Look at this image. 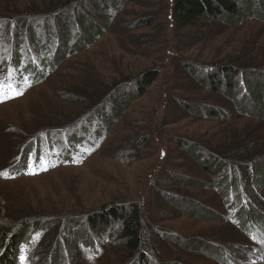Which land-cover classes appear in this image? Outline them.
Returning <instances> with one entry per match:
<instances>
[{"label": "rangeland", "instance_id": "rangeland-1", "mask_svg": "<svg viewBox=\"0 0 264 264\" xmlns=\"http://www.w3.org/2000/svg\"><path fill=\"white\" fill-rule=\"evenodd\" d=\"M6 1H16L15 9L20 10L37 0H0V8ZM252 1L256 14L239 25L201 18L179 29L171 14L173 0H72L74 10L83 15L82 22L96 26L99 35L86 45L84 27L79 24L81 28L75 30L78 19L72 6L63 10L57 17L70 13L71 22L61 21L68 23L73 47L71 54L56 59L63 60L53 73L45 72L47 57L33 50L34 44L21 41L19 45L16 37L12 40L3 34L12 28L11 17L0 18V79L18 88L0 102V172L21 173L0 176V227H13L20 212L40 219L64 218L94 213L110 203H134L141 232L146 233L145 239L152 237L151 246L158 244L162 264L178 256L184 258L181 264H221V248L234 250L227 264H264L263 249L254 241L264 237V230L251 235L228 221L227 208L239 206L238 201L227 206L234 196L229 192L233 173L226 181L223 176L214 177L188 152L202 157L205 144L221 150L237 134L243 135L236 138L243 142L240 145L264 137V119L238 113L240 109L234 106L252 111L255 106L247 93L241 96L239 92L233 100L223 90H209L206 80L216 67L231 65L239 72L241 65L264 58V0ZM88 5L97 7H93L96 15L108 18L107 23L85 14ZM108 6L111 9L105 12ZM56 31V20L49 17L35 22L24 40L33 36L58 54L62 44L54 41L59 38ZM22 68L29 75L22 76ZM34 72L39 76L31 85ZM151 73L156 79L138 97V79ZM102 92L111 100H99ZM123 95L133 97L115 112L125 100ZM211 109L226 111L228 118L205 116ZM43 123H62L63 127L46 125L33 132V127ZM46 143L56 153L64 152L69 164L57 163L58 167L38 175H25V150L29 146L39 150ZM240 177L241 193L248 195ZM255 180L251 184L264 196V183L258 186ZM261 204L255 208L264 214ZM109 232L115 233V226ZM37 237L32 236L34 241ZM90 238L98 252L110 249L107 241ZM197 239L215 241L219 247L207 255L180 246L181 240ZM27 248L22 247L25 262L29 260ZM241 248H247L246 253L240 254ZM81 251L86 263L98 264L96 257L89 259L92 251Z\"/></svg>", "mask_w": 264, "mask_h": 264}, {"label": "trees", "instance_id": "trees-1", "mask_svg": "<svg viewBox=\"0 0 264 264\" xmlns=\"http://www.w3.org/2000/svg\"><path fill=\"white\" fill-rule=\"evenodd\" d=\"M120 1L127 2L132 0ZM252 5V0H173L171 14L174 23L179 29H184L189 25L196 24L201 18L215 23H222L226 26H236L243 23L249 16L256 14V9L253 8ZM68 6H72L71 10L77 15V17L75 15L78 19V22L75 23V30H79L81 26H83L84 31L82 34L85 36L83 40H85L86 45L93 43L94 39L97 37L96 35H99L97 34V27L94 25L89 26L87 23L82 22L83 15L80 14L79 9L74 10L72 0H37L25 6V10H23L24 8L20 9L23 11L15 9V7L17 8L16 1H10L9 3L6 1V4L0 8V18L9 20L11 17L10 25L12 28L6 29L3 34L7 35L8 38L12 40L16 37L19 45L21 41L34 44L32 45L33 50H36L38 54L42 51L47 57L44 61L46 67H43L45 72L53 73L63 60L59 59L57 62L56 59L71 54V49L73 47L69 45L71 42L70 29L68 25L65 26L68 23L61 21L64 18L68 22H71L70 13L69 15L65 14L61 19L57 17V15L63 14V10L68 11ZM93 7L97 8L95 6ZM93 7L88 5L85 14L94 17L97 16L95 18L99 19V23L106 24L108 18L105 17V19H103V17L101 18L98 14L96 15ZM108 9H111V6H108L105 12H107L106 10ZM29 17L30 20L28 19ZM49 17H51L52 20H56V33H58L59 38H56L54 41L56 44L60 42L62 44L58 54L50 47L43 46V44L35 40L33 36H28V38H26L27 42L24 40L26 32H30L35 22H41ZM79 24L81 26H79ZM5 27L8 26L5 25ZM100 30L99 33H101ZM14 61L16 60L14 59ZM21 65L22 62H19L18 66L20 67ZM239 69V72L234 71L236 69L233 70L231 65L216 67L214 72L209 73V77L206 79L207 86L211 91L216 92L223 90V95L231 97L233 100H236L237 93L240 92L241 96L247 93L255 108L249 111L246 110V107L243 108L238 104L237 106L234 104L236 108L240 109V111H238V109H236V111L238 113L250 115L255 119H264V58L260 62L254 64L248 63L247 65H241ZM19 71L22 76L29 75L26 74L27 71L25 68ZM30 76L31 79L28 83L32 85L35 76H39V74L34 72V74H30ZM238 77L239 80H236ZM155 79L156 76L154 73L141 75L140 79H138V84L135 86L136 95H138V97L143 95ZM123 97L125 100L121 101V104L114 108L115 112L119 108L121 109V107L124 109L129 102V98L133 96L123 95ZM98 99L111 100V96L102 92ZM244 99H246V97H244ZM115 103L117 102L115 101L114 104ZM108 104L109 103H107V107ZM204 114L205 116L208 115V117H215L219 120L228 118L227 112L223 110L211 109L204 112ZM46 125L63 127L62 123H43V125L40 124L33 127V132ZM241 136L243 135L237 134L236 138ZM236 138H233V140L235 139L234 141L232 140L225 143L221 150H215L211 146L205 144L202 149V157L195 152L192 153L189 149L188 152L192 158L194 157L201 162V168L206 173L214 175V177L223 176L225 177L224 181H226L227 175L230 172L233 173L234 180L231 185L232 190L229 192L234 196L232 201L227 200V206L230 207L232 202H235L236 205V201L239 202V206L227 208L226 214L228 221L239 230H245L251 235H259L264 230V219L261 217V215L264 214L255 207L257 203L261 204L264 202L262 200L264 196H261L251 183L255 180L254 177L256 178L255 182L258 186L264 183V137L255 138L251 141L248 140L244 145H240L242 141ZM177 143L181 144L182 141ZM36 148L35 146H29L23 154V159L28 157L31 153H34L33 157L37 159ZM197 148H199V146ZM204 155H206V157H203ZM234 155L237 159H234ZM56 158L61 161V165H67L68 158L65 157L64 152L58 153ZM222 160L228 161L222 162ZM227 167L230 168L229 171H227ZM246 167L247 170H244L243 168ZM231 168H233V170H231ZM5 171L8 173L9 170L6 169ZM20 174L21 173H14L13 175L19 176ZM239 174H241L240 179L243 178L245 181L244 185H246L245 188L248 191V195L244 196L241 193L237 181ZM259 181H262V183H259ZM214 184L217 185V183ZM219 188L220 190H224L223 186H219ZM254 192H256V194H254ZM242 199L247 202H242ZM14 219L16 220L13 227H0V264H18L19 256L23 253V245L28 246L26 256L29 257V260L26 264H88L81 251L83 248L93 252L89 259H91L92 256H94V258L96 257L95 261H97L98 264L164 263L160 257L158 244L156 246L157 248L151 246L150 239L152 240V237L147 236V239H145L144 234L146 233L141 232V218L137 205L134 203H130L126 206L110 203L101 207L94 213H86L85 215L78 216L71 215L65 216L64 218L58 216L40 219L34 217L31 213L20 212L16 214ZM114 226L115 233L111 234L109 231H111ZM141 233H143L144 239ZM34 234L39 236L35 241L32 238ZM91 236L93 239L97 237L107 241L110 245V249L105 253L98 252V247L94 244V241H91ZM177 241L176 239V242ZM85 245H88V247ZM180 246L192 252H200L201 254L207 255H211L212 249L219 247L216 246L215 241L204 243L200 239L192 240V242L181 240ZM112 249L113 251L109 252ZM222 249L223 248H221L220 251L219 262L221 264H227L230 258H232V255L235 256L233 253L234 250L232 248L231 253L229 250L224 251ZM240 251H242L240 254H242L243 251L246 253L247 248L246 250L241 248ZM225 254H230L231 257H225ZM179 258L180 256H178L177 260H170L168 263L181 264L180 261L184 258Z\"/></svg>", "mask_w": 264, "mask_h": 264}, {"label": "built area", "instance_id": "built-area-1", "mask_svg": "<svg viewBox=\"0 0 264 264\" xmlns=\"http://www.w3.org/2000/svg\"><path fill=\"white\" fill-rule=\"evenodd\" d=\"M241 201H242V202H243V201L247 202V201L244 200V199H242ZM256 240L259 241V244L256 242ZM260 240H261V241H260ZM254 241H255V244H256L258 247H261V248L264 250V237H256Z\"/></svg>", "mask_w": 264, "mask_h": 264}, {"label": "snow or ice", "instance_id": "snow-or-ice-1", "mask_svg": "<svg viewBox=\"0 0 264 264\" xmlns=\"http://www.w3.org/2000/svg\"><path fill=\"white\" fill-rule=\"evenodd\" d=\"M20 93H17V95H19Z\"/></svg>", "mask_w": 264, "mask_h": 264}]
</instances>
